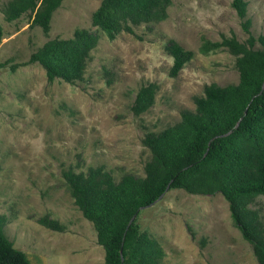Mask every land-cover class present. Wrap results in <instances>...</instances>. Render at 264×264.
Returning <instances> with one entry per match:
<instances>
[{
    "label": "rangeland",
    "instance_id": "374dc122",
    "mask_svg": "<svg viewBox=\"0 0 264 264\" xmlns=\"http://www.w3.org/2000/svg\"><path fill=\"white\" fill-rule=\"evenodd\" d=\"M0 0V216L1 230L29 264H102L95 232L69 196L62 171L100 166L117 181L124 173L143 175L149 152L141 139L193 110L204 85L235 84L234 56L225 48L203 53V40L246 33L231 0H171L162 21L132 26L108 39L90 24L100 0H61L48 29L30 25L28 12L11 21ZM248 31L264 33V0H244ZM74 29L98 35L82 78L48 83L28 57L44 41L68 38ZM169 39L192 52L175 77L168 76ZM253 48H259L254 44ZM157 85L153 104L138 116L130 105L141 84ZM264 224V197L250 204ZM48 217L61 225L39 223ZM135 223L162 250L160 264H257L250 245L233 225L219 193L167 190L141 209Z\"/></svg>",
    "mask_w": 264,
    "mask_h": 264
},
{
    "label": "trees",
    "instance_id": "16d2710c",
    "mask_svg": "<svg viewBox=\"0 0 264 264\" xmlns=\"http://www.w3.org/2000/svg\"><path fill=\"white\" fill-rule=\"evenodd\" d=\"M60 2L8 0L1 13L5 21H11L28 12L30 25L46 32ZM170 2L100 0L90 14V24L113 39L121 31L132 33V26L164 20ZM230 5L242 19L245 40L239 42L233 34L219 41L203 40L200 50L206 53L225 48L234 56L237 82L204 85L202 95L192 97L193 110H182L174 124L145 133L141 142L149 158L142 176L124 173L115 181L100 166L89 167L86 172L62 171L69 196L94 229L96 243L103 250L102 264H160V246L139 230L135 219L141 209L170 189L197 195L219 193L227 203L233 225L250 245L254 260L264 264V224L257 210L250 207L256 197H264V33L255 37L249 33L244 0H231ZM97 39L93 31L74 29L68 38L44 41L29 54L27 62L37 63L48 83L57 79L71 84L82 78ZM254 44L259 48H253ZM163 48L171 57L168 76L175 77L192 52L172 39ZM156 89L153 82L137 88L130 105L134 116L152 106ZM228 130L227 135L215 137ZM131 216L133 220L127 225ZM2 222L0 216V264H29L25 254L4 236ZM37 223L51 230L62 228L46 216L39 217Z\"/></svg>",
    "mask_w": 264,
    "mask_h": 264
},
{
    "label": "water",
    "instance_id": "95a60500",
    "mask_svg": "<svg viewBox=\"0 0 264 264\" xmlns=\"http://www.w3.org/2000/svg\"><path fill=\"white\" fill-rule=\"evenodd\" d=\"M263 86H264V84H263V82H262V84H261V89L263 88ZM245 111H246V108L243 110V114L245 113ZM240 118H241V117H239V119L235 122V124H234L233 127H235V126L238 124V121L240 120ZM229 132H230V130H228V131L225 132V133L219 134V135H217V136H215V137L225 136V135H227ZM212 138H214V137H212ZM167 187H168V184L166 185V189H167ZM161 197H162V195H160L157 199H155V200L153 201V203H155V202H156L157 200H159ZM153 203H152V204H153ZM132 220H133V216H131V217L129 218V220H128V222H127V225H128ZM120 251H121V249H119V254H120Z\"/></svg>",
    "mask_w": 264,
    "mask_h": 264
}]
</instances>
